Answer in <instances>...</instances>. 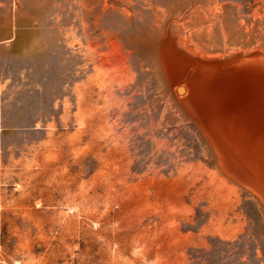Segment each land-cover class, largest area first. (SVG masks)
Returning a JSON list of instances; mask_svg holds the SVG:
<instances>
[{
	"label": "rangeland",
	"instance_id": "374dc122",
	"mask_svg": "<svg viewBox=\"0 0 264 264\" xmlns=\"http://www.w3.org/2000/svg\"><path fill=\"white\" fill-rule=\"evenodd\" d=\"M0 264H264V0H0Z\"/></svg>",
	"mask_w": 264,
	"mask_h": 264
}]
</instances>
